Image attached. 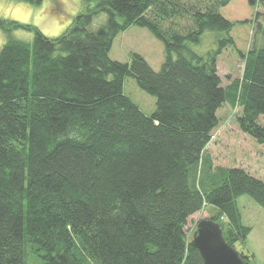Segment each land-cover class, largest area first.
I'll return each mask as SVG.
<instances>
[{
  "label": "trees",
  "instance_id": "trees-1",
  "mask_svg": "<svg viewBox=\"0 0 264 264\" xmlns=\"http://www.w3.org/2000/svg\"><path fill=\"white\" fill-rule=\"evenodd\" d=\"M229 3L83 0V12L53 38L0 18V264H30L29 256L41 264H205L186 227L206 206L217 209L211 218L230 245L246 242L252 228L238 199L264 208V180L241 167L213 170L205 153L225 104L240 108L239 128L264 144V21L259 12L229 20ZM246 22L254 27L243 52L232 31ZM134 25L164 44L161 70L139 54L130 63L110 57ZM16 29L33 32V42ZM207 31L216 48L198 52ZM227 49L244 68L224 86L218 61ZM127 77L156 98L151 115L125 94Z\"/></svg>",
  "mask_w": 264,
  "mask_h": 264
},
{
  "label": "rangeland",
  "instance_id": "rangeland-1",
  "mask_svg": "<svg viewBox=\"0 0 264 264\" xmlns=\"http://www.w3.org/2000/svg\"><path fill=\"white\" fill-rule=\"evenodd\" d=\"M5 3H15L20 8L21 19L14 16L3 7ZM241 0L233 2L224 9L223 13L229 18H246L245 11L241 10ZM254 8V6H252ZM83 0H42L41 4H33L23 0H0V18L17 21L21 24L32 25L38 28L48 37L62 35L73 23L74 19L83 12ZM15 11V10H13ZM243 12V14H242ZM256 11L250 21L255 18ZM107 20L105 13L98 16L94 25L100 26ZM253 25V24H252ZM251 23L235 24L232 35L238 49L247 52L252 39ZM13 35L26 42L32 43L34 33L26 29H16ZM7 36L0 27V49L6 42ZM201 53H206L216 48L215 33L207 31L202 36L200 44L193 46ZM133 54L143 56L150 66L155 70H161L165 61L164 44L157 39L148 29L131 26L121 32L115 39L110 52L113 60L130 63ZM244 68V60L239 57L237 51L227 49L219 57L218 69L223 85H228L232 79L241 77ZM124 92L147 114L151 115L156 110V98L142 90L135 78L127 77L124 82ZM240 108H233L225 104L219 111V126L213 131L211 142L205 153L209 154L213 162V170L217 167H241L250 172L253 176L264 180V144H259L250 135L244 133L238 125L237 116ZM264 125V116L260 118ZM238 205L243 215L244 224L252 228L245 243L237 242L236 249L239 252L248 253L251 257V264H264V208L248 195L238 199ZM217 214L213 206H206L200 212L190 217L187 232L193 238L197 223L202 219H212ZM30 264H41V260L29 256Z\"/></svg>",
  "mask_w": 264,
  "mask_h": 264
},
{
  "label": "water",
  "instance_id": "water-1",
  "mask_svg": "<svg viewBox=\"0 0 264 264\" xmlns=\"http://www.w3.org/2000/svg\"><path fill=\"white\" fill-rule=\"evenodd\" d=\"M191 244L200 251L205 264H247L240 252L227 242L221 224L213 219L197 223Z\"/></svg>",
  "mask_w": 264,
  "mask_h": 264
},
{
  "label": "crops",
  "instance_id": "crops-1",
  "mask_svg": "<svg viewBox=\"0 0 264 264\" xmlns=\"http://www.w3.org/2000/svg\"><path fill=\"white\" fill-rule=\"evenodd\" d=\"M233 2V0H230V3L223 7L222 8V13L224 11V9L228 8V6ZM241 10L244 12L245 11V15H246V18H237V16H233L234 18H229L227 17V15H225L224 13V16L226 18H228L229 20L231 21H234V22H237V21H244V20H250L251 17L254 15V12L256 11V14L259 12L261 15H260V18L261 20L264 21V2L262 3H259L257 6H255L254 8L252 6L249 5L248 1L247 0H241ZM225 12V11H224ZM242 12V14H243ZM244 15V14H243ZM253 23H251V26H254L252 25ZM252 32H253V29H252Z\"/></svg>",
  "mask_w": 264,
  "mask_h": 264
},
{
  "label": "clouds",
  "instance_id": "clouds-1",
  "mask_svg": "<svg viewBox=\"0 0 264 264\" xmlns=\"http://www.w3.org/2000/svg\"><path fill=\"white\" fill-rule=\"evenodd\" d=\"M3 7L5 9H8V11L14 16V18H17V19L22 18L20 15V8H22L23 5L17 6L15 3H5L3 4Z\"/></svg>",
  "mask_w": 264,
  "mask_h": 264
}]
</instances>
